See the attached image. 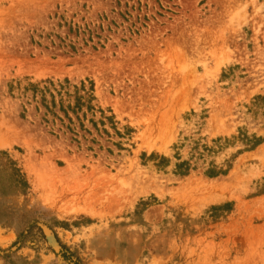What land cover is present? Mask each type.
<instances>
[{
  "label": "rangeland",
  "instance_id": "1",
  "mask_svg": "<svg viewBox=\"0 0 264 264\" xmlns=\"http://www.w3.org/2000/svg\"><path fill=\"white\" fill-rule=\"evenodd\" d=\"M49 78L92 81L119 135L72 136L8 94ZM257 97L264 0H0V151L28 185L0 192V264H264ZM238 130L261 144L191 157ZM176 158L194 170L174 175Z\"/></svg>",
  "mask_w": 264,
  "mask_h": 264
},
{
  "label": "trees",
  "instance_id": "2",
  "mask_svg": "<svg viewBox=\"0 0 264 264\" xmlns=\"http://www.w3.org/2000/svg\"><path fill=\"white\" fill-rule=\"evenodd\" d=\"M73 49V48H72ZM8 94L11 99H17L18 96L25 98L26 95L30 96L31 103L34 104L36 112L42 111V122L45 125L49 123L54 125L58 122L59 125L65 129V131L74 136V124L76 123L79 131L89 134V131L85 128V123L96 132L101 131L108 136V132L104 127L108 124L116 135H119L114 116L110 110H107L109 115L107 116L105 110L101 109L96 103V97L94 93V84L89 80L79 81L77 84L71 83L69 79L64 78L62 80L45 79L36 82H26L23 86L20 81H11L7 84ZM257 102L264 100V97H257ZM27 105L30 103L26 102ZM26 109L22 105L21 113L19 117L25 119ZM96 115L99 118L96 120ZM51 135H54L50 132ZM262 139L257 138L255 135H248L243 130H238L236 136H232L230 139L217 138L212 140V145H196L192 148V151L197 159H205L211 155H215L219 151L239 144L243 147L244 151H250L261 144ZM153 156H150L151 159ZM177 162L174 164L173 174L179 177H185L191 170H194L191 166L190 160L180 161L176 158ZM168 165V160L160 157L156 166L159 169H164ZM227 173V170L218 168L214 162H209L204 175L208 178H215L223 176ZM28 189L27 182L17 166L16 162L6 151H0V192L3 194L20 193L25 192ZM30 231L21 233L12 246H18L21 248L26 243L27 237H31ZM42 238H45L44 234L39 230ZM29 234V235H28ZM34 246V244H32ZM62 250H66L64 246H61ZM65 258V256H63Z\"/></svg>",
  "mask_w": 264,
  "mask_h": 264
}]
</instances>
